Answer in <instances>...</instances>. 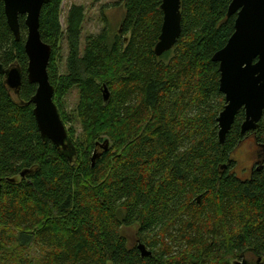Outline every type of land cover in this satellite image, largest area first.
<instances>
[{
    "label": "trees",
    "instance_id": "1",
    "mask_svg": "<svg viewBox=\"0 0 264 264\" xmlns=\"http://www.w3.org/2000/svg\"><path fill=\"white\" fill-rule=\"evenodd\" d=\"M119 1L118 32L87 36L82 54L83 8H69L65 31L62 0L40 10L64 125L63 99L78 91L80 133L69 125L62 151L42 140L32 112L25 16L15 40L0 0V63L22 75L14 99L0 74V264H264V156L247 177L233 160L248 132L264 146V111L258 127L241 134L239 110L218 139L225 98L212 56L234 31L231 0H181L180 34L160 56L162 0ZM63 33L68 55L59 73ZM134 224L150 255L121 234Z\"/></svg>",
    "mask_w": 264,
    "mask_h": 264
},
{
    "label": "water",
    "instance_id": "2",
    "mask_svg": "<svg viewBox=\"0 0 264 264\" xmlns=\"http://www.w3.org/2000/svg\"><path fill=\"white\" fill-rule=\"evenodd\" d=\"M7 24L15 38L20 37L19 16H25L27 36L24 50L28 58L27 81L35 84L31 96L33 115L42 140L67 151L70 141L66 127L53 101V87L49 82L47 65L51 46L41 40L39 15L42 6L49 0H1ZM181 0H162L163 13L158 41L154 47L156 56L170 50L180 34ZM236 14L234 31L226 44L212 56L219 64V90L224 95L225 105L217 117L218 139L223 143L239 110L244 111L240 133L255 130L264 111V0H231L228 15ZM0 74L6 86L17 93L21 84V72L12 65L0 63ZM107 94L104 95L106 98ZM264 152V146L261 149ZM96 156L92 157V159ZM28 171L21 172L24 176ZM1 187V176H0ZM141 255H150L143 244H138ZM259 262V259H258Z\"/></svg>",
    "mask_w": 264,
    "mask_h": 264
},
{
    "label": "rangeland",
    "instance_id": "3",
    "mask_svg": "<svg viewBox=\"0 0 264 264\" xmlns=\"http://www.w3.org/2000/svg\"><path fill=\"white\" fill-rule=\"evenodd\" d=\"M81 6L83 8V21L81 35L79 40V50L82 54L85 38L89 35L98 34L104 27L107 28L108 35L112 39L118 32L125 9L119 0H62L60 4V25L62 31L66 29V14L71 6ZM58 71L65 73L66 57L68 55V46L66 37L63 33L58 43ZM11 95L16 99L15 94L11 91ZM78 101L77 89H71L63 99L64 110L69 117L70 122L65 124L66 129L72 125L75 129V135L80 133V127L76 121L75 108ZM253 139V133L248 132L233 151V160H235V173L242 177H247L250 174L251 166H258L259 161L264 152L261 151ZM138 226L136 224L122 227L121 234L124 235L131 246L138 244L137 236ZM247 259L251 257L246 255ZM255 260V259H254Z\"/></svg>",
    "mask_w": 264,
    "mask_h": 264
},
{
    "label": "flooded vegetation",
    "instance_id": "4",
    "mask_svg": "<svg viewBox=\"0 0 264 264\" xmlns=\"http://www.w3.org/2000/svg\"><path fill=\"white\" fill-rule=\"evenodd\" d=\"M13 93H14V92H13ZM253 166H254V163H253L252 166H251V170H252Z\"/></svg>",
    "mask_w": 264,
    "mask_h": 264
}]
</instances>
